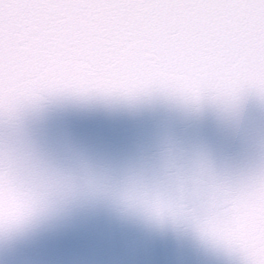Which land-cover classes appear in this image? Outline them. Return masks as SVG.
Listing matches in <instances>:
<instances>
[{"label": "water", "instance_id": "1", "mask_svg": "<svg viewBox=\"0 0 264 264\" xmlns=\"http://www.w3.org/2000/svg\"><path fill=\"white\" fill-rule=\"evenodd\" d=\"M23 77L0 164L37 194L0 225V264H247L234 236L264 203V87Z\"/></svg>", "mask_w": 264, "mask_h": 264}, {"label": "snow or ice", "instance_id": "2", "mask_svg": "<svg viewBox=\"0 0 264 264\" xmlns=\"http://www.w3.org/2000/svg\"><path fill=\"white\" fill-rule=\"evenodd\" d=\"M26 70L108 88L264 87V0H0V108L26 89ZM36 194L0 164V225ZM237 223L247 264H264V203Z\"/></svg>", "mask_w": 264, "mask_h": 264}]
</instances>
